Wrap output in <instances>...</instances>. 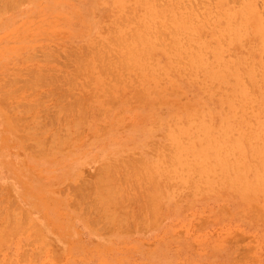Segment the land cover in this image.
Masks as SVG:
<instances>
[{
  "label": "rangeland",
  "instance_id": "obj_1",
  "mask_svg": "<svg viewBox=\"0 0 264 264\" xmlns=\"http://www.w3.org/2000/svg\"><path fill=\"white\" fill-rule=\"evenodd\" d=\"M0 264H264V0H0Z\"/></svg>",
  "mask_w": 264,
  "mask_h": 264
},
{
  "label": "bare ground",
  "instance_id": "obj_2",
  "mask_svg": "<svg viewBox=\"0 0 264 264\" xmlns=\"http://www.w3.org/2000/svg\"><path fill=\"white\" fill-rule=\"evenodd\" d=\"M170 28H171V27H170ZM163 31H165V30L163 29ZM161 32H162V31H161ZM169 32H170V29H169ZM144 33H145V32H144ZM162 34H163V32H162ZM170 34H171V33H170ZM159 35H160V34H159ZM163 35H164V34H163ZM122 38H123V37H121V40H122ZM131 38H132V37H131ZM123 40H124V39H123ZM149 41H150V40H149ZM173 43H174V42H173ZM130 45H131V44H130ZM122 46H123V45H122ZM131 47H132V46H131ZM132 49H134V48H132ZM134 53H135V51H134ZM171 53H172V52H171ZM107 57H108V56H107ZM111 59H112V58H111ZM106 60H107V59H106ZM106 60H105V61H106ZM117 61H118V59H117ZM103 62H104V61H103ZM108 62H109V61H108ZM106 68H107V67H106ZM109 70H110V69H109ZM109 70H108V72H109ZM112 70H113V69H112ZM65 84H66V81H65ZM68 84H69V83H67V85H68ZM72 103L74 104V102H72ZM72 103H71V105H72ZM71 105H70L69 107H68V105H67V107H68V108H71V107H72V109H70V110L75 109V108H73V106H71ZM67 107H66V108H67ZM63 108H64V107H63ZM68 108H67V110H68ZM61 109H62V108H61ZM65 110H66V109H65ZM71 112H72V111H71ZM71 112H68V113H71ZM117 170H119V169H117ZM101 171H102V170H101ZM102 172H103V171H102ZM100 173H101V172H100ZM119 173H120V171H119ZM97 174H98V175H97ZM96 175H97V176H100L98 172L96 173ZM101 178H103V177L101 176ZM102 180H103V179H102ZM94 182H95V181H94ZM100 182H101V180H100ZM98 183H99V182H98ZM94 184H95V183H94ZM85 185H86V184H85ZM96 185H97V184H96ZM99 186H100V185H99ZM111 186L113 187V185H111ZM114 186H115V185H114ZM101 187H102V186H101ZM106 189H107V188H106ZM110 189H111V188H110ZM113 189H115V188H113ZM116 190H118V189H116ZM119 190H120V189H119ZM99 191H101V190H99ZM99 191H98V192H99ZM103 191H104V190H102V192H103ZM112 191H115V190H112ZM112 191H110V192H112ZM83 192H84V191H83ZM102 192H101V194H100V193H98V194L96 193V195H99V194H100L101 196L104 195L105 198H106L108 195H110L109 197L106 198V199H109V198H110L109 200H106V201H108V204L105 203V202H106V201H105V198L103 199V198L101 197V199H102V201H103L104 203L102 202L103 204H100V205H105V204H106V206H102V207H108V208H111V206H109V205L113 202V198H112V197H114V200H115V199L117 200V199L120 198V197L115 198V197H116V196H115V193L113 194V196H111L112 193L110 194L108 190H107V191H104L103 194H102ZM105 192H106V196H105ZM107 192H108V195H107ZM84 193H85V192H84ZM87 193H88V192H87ZM117 194H118V193H117ZM80 196H81V195H80ZM85 196H86V195H85ZM119 196H120V195H119ZM139 199H140V198H139ZM110 200H111L112 202H111ZM121 200H122V199H121ZM137 200H138V199H137ZM143 200H144V199H143ZM124 201H125V200H124ZM135 201H136V199H135ZM138 201H139V200H138ZM140 201H141V200H140ZM110 202H111V203H110ZM120 202H121V201H120ZM122 202H123V201H122ZM99 203H101V201H100ZM141 203H143V201H141ZM112 204H113V203H112ZM115 204L120 205V204H118L117 202H116ZM115 204H114L113 206H115ZM143 205H144V204H143ZM98 206H99V205H98ZM100 208H101V207H100ZM119 208H120V207H119ZM114 209L116 210V208H114ZM117 209H118V208H117ZM132 210H133V208H132ZM130 211H131V210H130ZM133 212H134V211H133ZM128 213H129V212H128ZM126 215H127V214H126Z\"/></svg>",
  "mask_w": 264,
  "mask_h": 264
}]
</instances>
